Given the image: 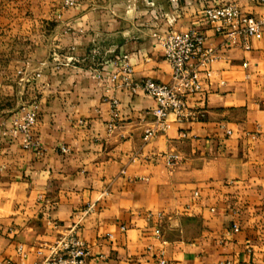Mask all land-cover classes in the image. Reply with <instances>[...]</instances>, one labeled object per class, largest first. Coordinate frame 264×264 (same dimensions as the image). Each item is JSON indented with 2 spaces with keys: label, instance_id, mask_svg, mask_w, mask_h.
I'll return each mask as SVG.
<instances>
[{
  "label": "crops",
  "instance_id": "1",
  "mask_svg": "<svg viewBox=\"0 0 264 264\" xmlns=\"http://www.w3.org/2000/svg\"><path fill=\"white\" fill-rule=\"evenodd\" d=\"M227 2L261 11L256 0H0V260L33 264L75 224L87 264H264V29L223 48L198 19ZM191 27L220 58L188 98L194 118L170 116L144 140L155 101L134 82L172 72L152 34ZM117 56L131 79L101 82ZM22 105L37 106L43 154L2 135Z\"/></svg>",
  "mask_w": 264,
  "mask_h": 264
},
{
  "label": "built area",
  "instance_id": "2",
  "mask_svg": "<svg viewBox=\"0 0 264 264\" xmlns=\"http://www.w3.org/2000/svg\"><path fill=\"white\" fill-rule=\"evenodd\" d=\"M261 7L259 13L242 11L235 3H222L205 6L199 15V22L209 24L215 32L222 34L225 40L223 48H230L236 43L238 36L260 39L264 29V0H256ZM75 0H65L66 6H74ZM153 37L161 46L164 59L171 67V78L168 83H161L150 78L134 82L145 93L153 97L155 107L152 109V125L145 128L143 139L148 140L169 127V117L182 122L194 118L189 110L188 98L202 93L204 78L208 74L213 62L220 58L219 49L206 46L205 34L197 27L184 31L154 32ZM114 68L106 76L99 75L101 82H115L122 77L125 83L132 76V67L124 57L117 56L112 62ZM247 67V62L242 63ZM18 73H21L18 71ZM39 73H35L38 77ZM37 106L22 105L12 118L2 135L10 141L17 142L25 150L36 149L43 154L44 148L33 134V126L37 121ZM117 113L114 111L108 123V130L116 126ZM228 133H230L228 131ZM61 152L68 149L61 146ZM167 164L173 166L179 159L175 153L165 154ZM237 231L238 226L234 225ZM111 237V235H109ZM22 257V247L18 246ZM39 257L33 264H87L90 254L89 247L77 235V225L59 232L54 240L42 244L36 251ZM161 264H165L163 259ZM0 264H21L10 260H0Z\"/></svg>",
  "mask_w": 264,
  "mask_h": 264
},
{
  "label": "rangeland",
  "instance_id": "3",
  "mask_svg": "<svg viewBox=\"0 0 264 264\" xmlns=\"http://www.w3.org/2000/svg\"><path fill=\"white\" fill-rule=\"evenodd\" d=\"M63 5H64V7H69V6H66L65 5V0H63ZM159 14L157 13V11H153L152 12V15H151V22H156V21H158V19H159Z\"/></svg>",
  "mask_w": 264,
  "mask_h": 264
}]
</instances>
